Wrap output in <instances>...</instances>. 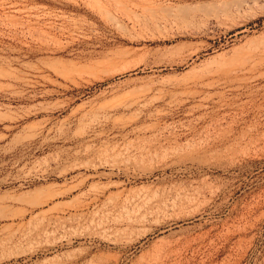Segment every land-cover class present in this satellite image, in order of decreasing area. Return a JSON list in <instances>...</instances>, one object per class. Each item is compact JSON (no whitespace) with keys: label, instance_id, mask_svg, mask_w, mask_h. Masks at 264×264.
<instances>
[{"label":"rangeland","instance_id":"1","mask_svg":"<svg viewBox=\"0 0 264 264\" xmlns=\"http://www.w3.org/2000/svg\"><path fill=\"white\" fill-rule=\"evenodd\" d=\"M5 206L0 264H264V0H0Z\"/></svg>","mask_w":264,"mask_h":264},{"label":"bare ground","instance_id":"2","mask_svg":"<svg viewBox=\"0 0 264 264\" xmlns=\"http://www.w3.org/2000/svg\"><path fill=\"white\" fill-rule=\"evenodd\" d=\"M227 63H229V62H227ZM228 66H229V64H228ZM202 78L203 77L201 75H198L190 83L194 84V85L202 84L203 81H204V79H202ZM208 82L209 81H207V83ZM200 86H202V85H200ZM209 86H211V85H209ZM133 104H135V103H133ZM138 196H140L139 198L141 200L145 201L144 202L145 204H148V202H150L152 200V197L150 198V196L149 197H147V196L146 197H142V195H137V197ZM137 197L135 195L131 199H127V201H128L127 207L132 206V203L135 202ZM192 197L194 198V196H191L189 194L183 195V197L176 198L175 201H173L171 204L164 203V205L157 206L156 209H154V210H151L150 206L147 207L146 210L143 211V212H141V210L137 209L134 212L133 216L130 217L129 219H127L128 223H129V225H128L129 228L128 229H130V228H138V227H140L141 225H143L147 221H150V220L157 221L158 218H161L163 220L166 219L167 223L169 224V227H171V228L175 227L176 228V231H177L176 233H178V237H176V239L174 240V244L175 245H178L179 243H186V245L187 244L190 245L191 241H195V240H198V239L201 240V239H203V236L201 235L202 234L201 229L204 226L200 222L199 223H195L194 222L195 219H197V218H199L201 216L200 211H198V210L197 211H192V212L191 211H186L185 213H183V212H181V210H182L181 209L179 212L175 213V208L176 207H181L183 205H191L193 203L192 199H191ZM197 198H198V201H199L200 200L199 199V194L195 196V200H197ZM18 199H17L18 202H22L23 201V200H20V199L18 200ZM16 202L12 201L11 203L12 204H16ZM18 202H17V204H18ZM25 203L26 204H24L21 209H18L16 214H14V215H12L10 217L11 218L20 217V219H22V218H24L26 213L31 212L32 210L41 207L42 205L46 204L47 201H44V202H29V201L26 202L25 201ZM6 207H10V206L0 207V212H2L3 208H6ZM11 207H13V206L11 205ZM183 211H185V210H183ZM2 217H4V216H2ZM1 220H3V219H1ZM14 223H15V221H14ZM21 223H22V221H21ZM118 231H120V230H118ZM197 231H199V232L197 233ZM185 247H187V246H185Z\"/></svg>","mask_w":264,"mask_h":264}]
</instances>
